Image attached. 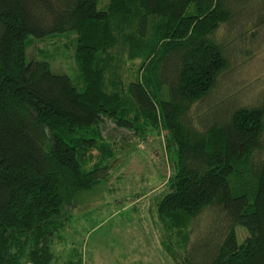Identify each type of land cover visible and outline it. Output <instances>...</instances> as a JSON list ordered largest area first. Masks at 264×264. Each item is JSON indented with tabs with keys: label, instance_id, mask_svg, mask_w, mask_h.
Instances as JSON below:
<instances>
[{
	"label": "trees",
	"instance_id": "obj_1",
	"mask_svg": "<svg viewBox=\"0 0 264 264\" xmlns=\"http://www.w3.org/2000/svg\"><path fill=\"white\" fill-rule=\"evenodd\" d=\"M256 1L0 0V264L57 258L69 207L116 158L105 121L139 128L133 115L166 129L173 172L156 214L180 264H264V97L201 111L228 99L219 80L258 35ZM69 32L80 87L26 57L31 36ZM70 251L65 264H82Z\"/></svg>",
	"mask_w": 264,
	"mask_h": 264
},
{
	"label": "rangeland",
	"instance_id": "obj_2",
	"mask_svg": "<svg viewBox=\"0 0 264 264\" xmlns=\"http://www.w3.org/2000/svg\"><path fill=\"white\" fill-rule=\"evenodd\" d=\"M251 3L253 6L254 1ZM31 38L26 46L27 59H48L52 70L67 73L81 86L74 60L75 32ZM255 40L249 43L246 54L245 39L240 41L232 66L220 77L217 93L229 100L206 104L202 115L212 118L223 115L236 101L257 104L263 99L264 22ZM126 71L124 67L123 76ZM133 117L139 120V128L105 121L103 134L111 141L116 158L110 160L108 173L89 189L80 191L69 207L71 216L52 244L57 258L51 264H65L71 249L81 253L82 264H180L184 248L178 234L173 231L167 238L156 214L157 198L168 189L166 181L173 172L166 129L146 124L142 116ZM202 222L201 217L196 219V225ZM236 232L242 242L245 228L238 225Z\"/></svg>",
	"mask_w": 264,
	"mask_h": 264
}]
</instances>
